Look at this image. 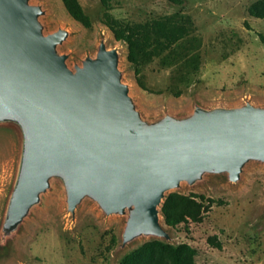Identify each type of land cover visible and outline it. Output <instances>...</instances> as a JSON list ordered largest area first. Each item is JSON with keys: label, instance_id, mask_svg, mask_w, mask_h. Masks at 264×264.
I'll list each match as a JSON object with an SVG mask.
<instances>
[{"label": "water", "instance_id": "1", "mask_svg": "<svg viewBox=\"0 0 264 264\" xmlns=\"http://www.w3.org/2000/svg\"><path fill=\"white\" fill-rule=\"evenodd\" d=\"M43 8L0 0V128L19 138V163L0 244L14 236L42 195L59 182L67 211L85 200L105 215H128L123 247L139 237L171 240L161 225L166 194L207 175L232 184L264 164V106L197 105L185 116L148 121L119 70V53L100 42L71 69L59 47L70 34H45Z\"/></svg>", "mask_w": 264, "mask_h": 264}, {"label": "rangeland", "instance_id": "2", "mask_svg": "<svg viewBox=\"0 0 264 264\" xmlns=\"http://www.w3.org/2000/svg\"><path fill=\"white\" fill-rule=\"evenodd\" d=\"M90 17L84 28L68 14L62 0H30L41 6L45 34L58 29L70 36L59 47L71 69L95 56L101 41L119 53V70L138 111L148 121L166 115L185 116L199 105L236 107L251 102L264 106V20L249 15L258 0H110L109 14L123 23H145L166 16H184L191 22L188 37L167 53L145 64L139 78L128 59L126 44L118 42L104 25L106 9L100 0H78ZM19 138L12 128H0V229L19 163ZM193 195L206 206L200 223L162 227L171 240L139 237L123 247L128 215H105L85 199L75 216L67 211L63 186L52 182L4 246L0 264H121L129 253L158 240L197 250L196 264H264V164L251 162L239 183L226 176L207 175L204 181L166 194Z\"/></svg>", "mask_w": 264, "mask_h": 264}, {"label": "trees", "instance_id": "3", "mask_svg": "<svg viewBox=\"0 0 264 264\" xmlns=\"http://www.w3.org/2000/svg\"><path fill=\"white\" fill-rule=\"evenodd\" d=\"M106 9L104 25L110 30L114 39L127 46L128 61L134 65L139 86L148 91L142 84L139 75L142 67L161 57L179 42L190 35L191 22L184 16H166L145 23H123L113 18L110 0H100ZM182 6L184 0H169ZM68 14L84 28L90 29L92 22L84 12L78 0H62ZM249 15L264 20V0H258L248 9ZM264 46V34H259ZM193 195L185 196L177 193L169 195L162 207L161 214L167 226L175 228L182 224L200 223L206 206ZM197 250L189 245L174 246L154 240L124 257L121 264H196Z\"/></svg>", "mask_w": 264, "mask_h": 264}]
</instances>
